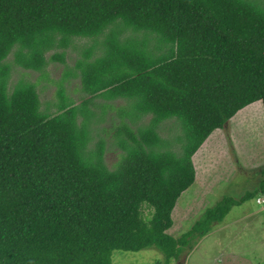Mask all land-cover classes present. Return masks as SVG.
Wrapping results in <instances>:
<instances>
[{"label":"trees","instance_id":"obj_1","mask_svg":"<svg viewBox=\"0 0 264 264\" xmlns=\"http://www.w3.org/2000/svg\"><path fill=\"white\" fill-rule=\"evenodd\" d=\"M81 38L101 40L57 81L78 80L80 103L60 87L72 101L42 109L45 68ZM10 54L37 82L9 90ZM257 101L264 110V0H0V264H112L114 251L152 246L178 260L237 202L169 233L196 180L192 156ZM106 113L122 151L112 170L104 141L89 148ZM173 117L180 156L160 149L159 126ZM261 175L243 198L264 194Z\"/></svg>","mask_w":264,"mask_h":264},{"label":"rangeland","instance_id":"obj_2","mask_svg":"<svg viewBox=\"0 0 264 264\" xmlns=\"http://www.w3.org/2000/svg\"><path fill=\"white\" fill-rule=\"evenodd\" d=\"M98 39L100 38L74 39L75 51L71 48L64 51L65 63L50 62L45 68L48 78L53 82L41 80L37 83L42 109L49 107L54 111L52 104L72 101L68 98L58 99L57 92L60 87L64 88L67 96L72 97L76 104L80 103V95L83 93L74 91L79 88L78 80L66 81L65 78L62 86L57 81L64 69L69 68L80 53L93 50V43ZM50 54L52 53L46 56ZM7 62L11 63L9 90L13 89L19 79L37 82L39 74L25 71L12 63V54L7 58ZM97 102L103 103L100 99ZM112 104L118 108L124 106L125 102L118 100ZM87 107L92 110L90 106ZM104 114L101 111L100 115ZM106 114V117H103V120H106L99 125L107 130L96 128L95 133L90 136L92 142L89 148H94L98 140L104 141L105 164L112 170L117 166L122 151L118 148V139L112 137L114 130L109 131L111 115ZM148 121L149 116L140 124L144 126ZM93 124L95 123L91 122V125ZM158 135L162 141V151L181 155V143L185 133L180 120L173 117L163 121L159 126ZM192 162L196 180L176 201L173 212L174 225L169 231L170 234L176 237L183 235L195 221L200 220L205 212L213 209L224 198L237 202L230 207L220 222L211 226L204 237L196 240L194 236L191 237V249L187 248L178 260H167L152 246L138 252L114 251L111 254L112 264H264V205H258L256 201L258 197H264V194L257 193L253 198H243L255 189L263 177L261 170L264 168V110L261 103L257 101L250 104L227 121L223 129L211 134L192 156ZM142 213L147 216L149 210L143 208Z\"/></svg>","mask_w":264,"mask_h":264},{"label":"built area","instance_id":"obj_3","mask_svg":"<svg viewBox=\"0 0 264 264\" xmlns=\"http://www.w3.org/2000/svg\"><path fill=\"white\" fill-rule=\"evenodd\" d=\"M257 203H258V205H264V197H259V198H257Z\"/></svg>","mask_w":264,"mask_h":264},{"label":"crops","instance_id":"obj_4","mask_svg":"<svg viewBox=\"0 0 264 264\" xmlns=\"http://www.w3.org/2000/svg\"><path fill=\"white\" fill-rule=\"evenodd\" d=\"M43 89H44V88H43ZM261 105H262V104H261ZM237 114H238V113H237ZM237 114H236V115H237ZM234 117H235V116H234ZM234 117H233V118H234ZM193 165H194V164H193Z\"/></svg>","mask_w":264,"mask_h":264},{"label":"clouds","instance_id":"obj_5","mask_svg":"<svg viewBox=\"0 0 264 264\" xmlns=\"http://www.w3.org/2000/svg\"><path fill=\"white\" fill-rule=\"evenodd\" d=\"M220 131V130H219ZM259 198V197H258Z\"/></svg>","mask_w":264,"mask_h":264}]
</instances>
